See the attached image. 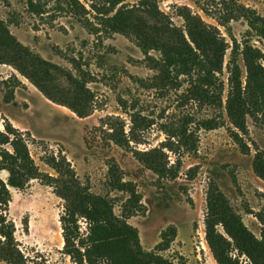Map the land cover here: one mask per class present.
Masks as SVG:
<instances>
[{
    "label": "rangeland",
    "instance_id": "obj_1",
    "mask_svg": "<svg viewBox=\"0 0 264 264\" xmlns=\"http://www.w3.org/2000/svg\"><path fill=\"white\" fill-rule=\"evenodd\" d=\"M27 1L0 0V20L7 23L20 42L61 69L38 66L14 52L4 40L0 41V58L5 62L0 64V90L3 94V82L12 75L28 85L32 84L29 78H33L56 101L65 104H52L42 96L30 97L32 108L24 117L30 129L22 131H29L37 141L46 143H29L31 155L41 171L55 175L42 162V157L45 152L57 155L64 150L80 180L88 184L92 193L114 199V211L119 216L125 195L110 192L107 186V162L115 159L125 171L127 180L136 184L147 208L145 215L128 220L138 230L142 250L153 251L160 242L161 232L174 226L177 229L175 241L167 251L159 254L175 264L181 259L186 264H264V252L248 234L260 240L263 229L255 214L263 211L264 180L254 172L253 161L258 153L264 154V77L255 71L250 78L246 96L257 121L246 117V133L231 123L226 111L231 48L224 57L222 73L216 75V85L210 88L211 93L217 94L219 81L223 82L222 109L205 102L183 105L181 99L188 86L184 76L179 77V85L169 92L148 91L139 84L140 79L147 80L155 74L139 44L157 42L180 47L184 46L182 41L185 39L191 46L195 45L181 17L185 10L217 28L226 44L232 46V37L226 29L200 9L212 0H127L118 5L114 13L122 11L125 33L130 38L123 32L106 31L93 12L87 17L92 24L88 30L64 3H61L64 9H59L56 0H39L47 6L45 14L37 16L28 12ZM80 1L88 11H91L92 2H100ZM239 1L264 17V0ZM230 27L232 35L240 42L248 38L245 20L231 22ZM201 36L198 42L211 55L215 50L210 42L212 39H208L205 33ZM250 40L264 50V41L260 38L252 36ZM150 55L159 57L155 50H151ZM240 67L246 85L248 70L242 58ZM68 73L80 79L86 74V88L92 97L81 93L68 80ZM120 99L127 102L132 112H142L154 120L144 134L146 144H133L140 150L160 147L168 141L163 126L186 114L193 117L190 129L195 131L197 152L166 151L170 165L180 159L182 167L177 179H159L132 153L104 136L101 122L107 118H112L109 123L114 125L118 124L117 119L124 121L127 130L132 126L130 117L122 111ZM24 107L28 109L27 105ZM69 107L89 115L80 119ZM11 112L16 117L22 114L17 108H12ZM221 113L224 126L213 130L199 129L201 121L219 120ZM4 117L0 115L1 128L5 124ZM233 132H237L247 144L249 154L242 152ZM1 176L6 179L7 173L2 172ZM11 194L8 216L15 225V238L19 249L28 258V264H80L65 250L60 222L64 201L54 190L34 180L24 190L11 189ZM237 218L246 229L239 225ZM78 226L81 236L86 237L88 222L82 219ZM128 247L129 251L116 246L120 255L130 252L132 262L142 259L134 241L131 240ZM0 264L7 263L0 260Z\"/></svg>",
    "mask_w": 264,
    "mask_h": 264
},
{
    "label": "trees",
    "instance_id": "obj_2",
    "mask_svg": "<svg viewBox=\"0 0 264 264\" xmlns=\"http://www.w3.org/2000/svg\"><path fill=\"white\" fill-rule=\"evenodd\" d=\"M59 9H64L61 3L67 5L69 12L88 28L92 26L87 19L91 12L95 13V19L100 21L106 31L125 33V25L122 22V11L114 13L116 7L127 0H99V3L92 2L91 11L85 8L80 0H56ZM101 3V4H100ZM28 12L37 16L44 15L46 3L39 0L27 1ZM203 13L214 19L218 25L224 27L232 37V46L226 44V40L219 33L218 29L208 25L199 15H194L191 11L185 10L181 13L184 19L186 32L191 42V46L185 39L184 46L176 47L165 44H139L147 59L151 62V68L155 74L147 80H139L142 88L148 91L169 92L179 85L178 79L184 76L187 79V89L181 102L187 105L190 102H205L216 105L218 109L223 108L224 84L219 81V92L211 93L210 88L217 82L216 75L223 71L224 57L228 49L231 48L228 70L230 73L226 111L231 123L243 133L247 132L246 117L250 116L257 121V116L250 105L246 92L250 88V78L254 72H259L264 77V50L254 46L250 37L255 36L264 41V17L257 13L239 0H212L200 6ZM114 13V14H113ZM113 14V15H112ZM84 19V20H81ZM245 20L248 25L246 36L242 42L234 38L231 33V22ZM83 21V22H82ZM85 21V22H84ZM89 30V29H88ZM174 30V29H172ZM98 29L95 30L97 33ZM212 39L215 50L211 55L208 49L204 48L200 41L202 34ZM8 43L14 52L19 53L38 66L60 70L58 65L45 60L39 53L24 45L13 35L7 23L0 20V41ZM186 42V43H185ZM155 50L159 57L154 58L150 51ZM246 63L249 81L245 82L242 78L240 59ZM0 64H5L0 58ZM81 74V70H79ZM26 76V75H25ZM68 80L75 85L82 93L92 97L91 92L86 88V74L80 78L74 77L71 73L67 74ZM29 78V77H28ZM31 83L49 101L64 105L56 101L41 85L33 78H29ZM84 79V80H83ZM5 86L3 100L9 104L15 100L16 89L22 86V82L16 75H12L9 80L3 82ZM119 104L123 113L130 117L132 126L126 129V123L117 119L118 124H110L113 119L102 120L101 129L104 136L124 149L132 153L135 159L146 169L152 171L159 179L175 180L181 173V162L170 165L166 151L177 153L197 152L198 144L195 138V131L190 129L194 123L192 116L186 114L177 121L163 126V131L168 141L162 143L160 147L140 150L133 144H146L144 134L151 127L152 120L142 112H132L128 108L125 100L120 99ZM70 110L80 119L86 118L89 114L74 108ZM134 111V110H133ZM4 119L3 128L0 127V260L7 264H28L26 258L19 249L15 238V225L8 216L10 202L12 200L11 189L24 190L29 184L38 180L42 185L52 188L55 194L64 201V211L60 222L63 228V238L65 250L77 262L83 264H175L168 259H164L159 253L167 251L177 237V229L169 226L161 232L160 242L153 251L142 250L139 243V233L136 228L131 226L128 220L138 215H145L146 206L143 204V196L138 191L134 182L127 180L125 171L119 166L115 159H110L108 165L107 186L110 192L122 193L121 214L118 216L115 209V201L109 195L102 196L91 192L88 184H84L72 163L61 150L55 153L45 152L42 162L50 167L55 175L42 172L35 162L29 149V143L46 144L44 141H37L29 131H22L15 127L7 118ZM199 129L213 130L225 125L224 115L221 113L219 120H203L199 124ZM106 127V128H105ZM233 138L239 144L243 153L249 154L250 149L242 140L237 132H233ZM133 145V146H132ZM179 152V155L180 153ZM253 170L261 179L264 180V154L258 153L253 161ZM2 172L7 173V178L1 176ZM221 195V194H219ZM252 214L251 210H247ZM255 217L263 226L260 240L254 239L256 245L264 252V207L263 211L255 214ZM86 220L89 225V234L82 237L78 226L80 220ZM239 225L246 229L241 219L237 218ZM137 244L138 250L142 255L132 262L130 252L124 255L118 251L121 247L129 251L130 241ZM177 264H186L181 259Z\"/></svg>",
    "mask_w": 264,
    "mask_h": 264
},
{
    "label": "crops",
    "instance_id": "obj_3",
    "mask_svg": "<svg viewBox=\"0 0 264 264\" xmlns=\"http://www.w3.org/2000/svg\"><path fill=\"white\" fill-rule=\"evenodd\" d=\"M31 95L42 96L46 101L55 104L49 101L45 96L32 84L28 85L25 82H22V86L16 89L15 100L12 103H5L3 100V94L0 90V115H4L11 123L16 125V127L22 129H30V126L24 121V117L27 112L32 108L30 97ZM25 105L28 106V109H25ZM12 108H17L21 111V118L16 117L11 112Z\"/></svg>",
    "mask_w": 264,
    "mask_h": 264
}]
</instances>
